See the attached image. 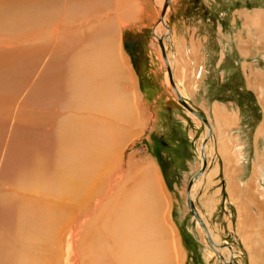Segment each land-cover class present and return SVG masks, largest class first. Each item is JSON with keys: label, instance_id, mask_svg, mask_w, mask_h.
Masks as SVG:
<instances>
[{"label": "bare ground", "instance_id": "obj_1", "mask_svg": "<svg viewBox=\"0 0 264 264\" xmlns=\"http://www.w3.org/2000/svg\"><path fill=\"white\" fill-rule=\"evenodd\" d=\"M163 1L154 0L161 10ZM170 1L153 29L157 43L167 30L170 34V28L162 33ZM145 4L143 0H0V83L4 69L14 62L29 63L31 70L28 77L23 70L12 77L16 84L25 81L23 97L0 93V119L15 129L8 133L4 149L15 145L13 138L27 130L34 135L29 154H18L19 169L5 188L6 204L15 202L16 228L10 241L0 239V264H168L163 227L175 228L168 196L163 198L164 206L163 200L157 201V191L165 193L161 176L155 169L149 178L141 177L144 174L133 169L131 157H124L126 144L118 145L112 133L114 123L133 118L134 111L135 124H142L140 93L121 40L137 19L146 18ZM249 16L245 20L252 19L254 32L264 38V11ZM165 55L173 71L171 55ZM128 89L130 95L125 93ZM212 133L203 147L206 160L205 146ZM203 151L201 144V164ZM207 166L208 161L205 170ZM138 174L136 182L131 181ZM126 186L133 187L132 194L137 191L135 215L123 197ZM161 207L160 215L156 210ZM137 224L143 231L133 232ZM176 237H171L172 249L177 248ZM224 247L215 249L226 260L231 256L234 264L231 246L226 252ZM174 256L180 259L178 248Z\"/></svg>", "mask_w": 264, "mask_h": 264}, {"label": "rangeland", "instance_id": "obj_2", "mask_svg": "<svg viewBox=\"0 0 264 264\" xmlns=\"http://www.w3.org/2000/svg\"><path fill=\"white\" fill-rule=\"evenodd\" d=\"M143 1L146 3L143 11L148 13L144 19L149 23L132 25L135 30H125L124 39L121 40L122 50L124 49L129 60L140 93L142 124H135L134 111L133 118L117 120L114 123L116 129L112 130V133L118 145L126 144L124 157H131L133 169H139L144 174L141 177L149 178L155 169L161 176L166 194H158L157 191V201L163 200L160 203L164 206L163 198L168 196L170 221L175 228L171 231L167 226L163 227L168 264H223L209 246L201 227L186 204L188 181L201 165L200 149L206 128L176 100L159 45L156 38H153V29L160 18L161 8H158L154 0ZM172 1L175 4L172 5ZM172 1V8L166 12L164 22L166 27L170 28V34L164 37V41L166 53L171 55L174 64L172 72L174 77L176 76V83L183 96L204 114H211L210 103L213 99L239 102L244 120L240 135L245 145L238 147V161L241 167L237 170L239 175L236 180L240 179L237 183L243 184L247 177H254L253 182L244 189L234 186L233 192L239 200L228 201L224 177L219 172L216 180H219L222 193L218 201L214 198L212 191L216 185H212L210 179L207 180L210 177V166L218 165L214 147L215 136L212 133L205 146L207 169L202 178L199 177L200 181L194 182L195 187L192 186L196 208L206 220L218 243L231 246L236 261L234 264H264V81L259 80L261 76L264 77V38L262 33L259 35L254 32V27L250 24L252 19L245 20V17H251L249 15L255 10L264 11V0ZM166 27L162 26V33ZM186 31L189 34L185 37ZM182 37L186 42L191 41L194 53H183ZM177 38L179 47L174 48L172 43ZM188 59L190 62L186 64ZM29 66V63L21 66L14 62L6 67L5 77L0 83V93L5 96L23 97L21 83L25 81L17 85L12 77L17 70H23L24 76H30ZM132 83L131 80L127 81L128 85ZM125 93L130 95L132 89ZM13 131L15 132V129H9V123L0 119V239L9 241L16 228V225L13 226L15 202L10 203L12 206L6 204L9 193L5 188L13 183L11 175H15L19 169L18 154L24 151L29 154V142L31 137H34L33 132L27 130L13 138L14 141L17 139L15 145L4 149V144L9 139L8 133L14 134ZM23 143L25 150L21 146ZM230 159L233 161V158ZM258 164L261 167H258ZM226 171L225 169L223 175L227 183ZM138 176L140 175L133 176L131 181L136 182ZM205 180L209 182L208 185L204 183ZM131 188L133 189L132 186L124 188L123 197L130 203L131 212L134 214L133 195L137 191L132 194ZM152 206L154 207V204H151ZM159 211L161 215L164 212L163 207L156 210L158 214ZM142 227L140 224L135 225L132 229L137 230L133 232H138V229L143 231ZM173 235L177 236L175 243L180 251V259L174 256L177 248L172 249L170 246ZM224 248L226 252L228 248ZM231 249L229 254H233Z\"/></svg>", "mask_w": 264, "mask_h": 264}, {"label": "crops", "instance_id": "obj_3", "mask_svg": "<svg viewBox=\"0 0 264 264\" xmlns=\"http://www.w3.org/2000/svg\"><path fill=\"white\" fill-rule=\"evenodd\" d=\"M148 23L149 22H147L146 19H144L143 21L142 20L140 21L139 19H137L134 22V24L136 26L146 25ZM132 30H135V28H131L130 30H127V31H132ZM183 30H185V29H183ZM188 34L189 33L186 31L185 37L188 36ZM178 40H179V38H177L175 40V43H172V45L177 44V46L179 47ZM190 42L191 41L186 42L183 37L181 38V45H182L183 53H194L195 52V49L190 44ZM122 45H123V42H122ZM122 48H123V46H122ZM123 51H124V49H123ZM124 53H125V51H124ZM185 55H187V54H185ZM189 62L190 61L188 59L186 64H188ZM195 75H196V73H195ZM174 81H175V83L177 82L175 77H174ZM176 85L178 86L177 83H176ZM178 88L181 89L179 86H178ZM181 95L183 96L182 91H181ZM187 101H188V103L191 104V106L194 107L192 102H190L189 100H187ZM210 107H211V114L210 113L204 114L196 106L194 107L200 113H202L206 116L208 122L210 123V125L212 127V130H213V133L215 136L214 147H215L216 153H217L216 157H217L218 165L217 166L212 165L213 168H212V166H210L211 167L210 177L207 180L209 181V179H210L209 182H211L212 185L213 184L216 185L213 188L212 193L214 194V198H216V200L218 201L219 196L222 193V190L219 187V184H218L219 180H216V177L220 172L222 174V176L224 177V186L227 187L226 190L228 191V196H229L228 201H236L239 199H237L236 195L233 192L234 186H238L241 189H244L245 186L252 183L253 179H254V177H247L246 181L243 184L237 183L240 179L236 180L237 176L239 175L237 173V170H238V168L241 167L239 165L240 161H238V156H237L238 147H241L242 144L245 145V142L243 141V138L241 137L242 135H240V129L243 128V122H244L243 117H242V111H241V108L239 106V102L236 100L231 101V100H227V99H223V100L213 99L210 103ZM229 151H232V153H234V154H232V155L228 154L227 155L226 153ZM228 158H233L232 163H228V160H227ZM219 165H221V166H219ZM224 165H225V168H224ZM232 165H233V167H231ZM227 167H228V169H227ZM225 169L227 170L226 171L227 172L226 173L227 183L225 182V175H223ZM230 169H232V170H230ZM220 170H222V172ZM250 179H252V180H250ZM209 182H206V180L204 181V183L206 185H208ZM204 183H203V185H204Z\"/></svg>", "mask_w": 264, "mask_h": 264}, {"label": "water", "instance_id": "obj_4", "mask_svg": "<svg viewBox=\"0 0 264 264\" xmlns=\"http://www.w3.org/2000/svg\"><path fill=\"white\" fill-rule=\"evenodd\" d=\"M169 3V0H164L163 1V5H162V10H161V13H160V20H162L163 18V15H164V10L166 8V6L168 5ZM166 27V25H165ZM167 28V27H166ZM168 29V28H167ZM168 34V31L167 33H164L162 34L161 36L158 37V44H159V47H160V51H161V55H162V58L164 59V62H165V65H166V70H167V73H168V77H169V81H170V84L172 85L173 89L175 90L177 96H176V100L178 101V103L180 105H182L186 110H188L190 113H192L194 116H196L204 126H206L207 128V132H206V135H205V138L203 139L202 141V151H203V147L205 145V143L207 142L208 138L211 136V128L209 126V122L207 121V119L205 117H203L198 111H196L193 107H191L182 97L181 95L179 94V92L176 90V87H175V84H174V80H173V76H172V71L168 65V62L166 60V55H165V48L162 44V37L164 36H167ZM206 157L204 155V151L202 152V164L199 168V170L189 179L188 181V184H187V187H186V204H187V207L191 213V215L194 217V219L197 221L198 225L204 229L205 233H206V239H207V242L209 244V246L212 248V250L216 253V256L221 259L223 261L224 264H233V260H232V257L230 256L229 259H225L224 256L219 253L217 251V249H215V247H222L223 245L222 244H218V243H215L212 238L210 237L209 233H208V230H207V227H206V224L204 223V221L202 220L196 206H195V203L192 199V197L190 196V188L192 186V184L194 183V181L198 178V176H200L204 170H205V167H206ZM228 248H230L229 245H226Z\"/></svg>", "mask_w": 264, "mask_h": 264}]
</instances>
